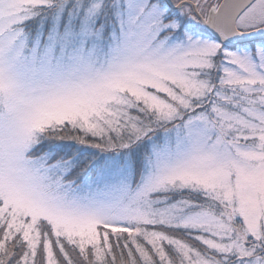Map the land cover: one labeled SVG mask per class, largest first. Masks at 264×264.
<instances>
[{"label":"snow or ice","instance_id":"snow-or-ice-1","mask_svg":"<svg viewBox=\"0 0 264 264\" xmlns=\"http://www.w3.org/2000/svg\"><path fill=\"white\" fill-rule=\"evenodd\" d=\"M0 264H264V0H0Z\"/></svg>","mask_w":264,"mask_h":264}]
</instances>
